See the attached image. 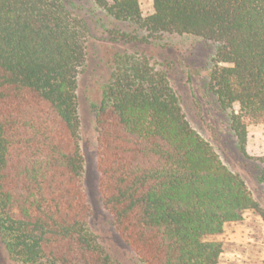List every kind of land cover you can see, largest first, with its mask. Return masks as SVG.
I'll use <instances>...</instances> for the list:
<instances>
[{
	"label": "trees",
	"instance_id": "1",
	"mask_svg": "<svg viewBox=\"0 0 264 264\" xmlns=\"http://www.w3.org/2000/svg\"><path fill=\"white\" fill-rule=\"evenodd\" d=\"M150 34L218 46L210 85L247 154L264 125V0H94ZM89 28L60 0H0V232L16 264H114L88 228L77 78ZM95 108L99 191L141 264H219L209 240L259 211L244 181L186 121L166 76L116 53ZM264 161V159H263ZM261 181L264 183V176Z\"/></svg>",
	"mask_w": 264,
	"mask_h": 264
},
{
	"label": "rangeland",
	"instance_id": "2",
	"mask_svg": "<svg viewBox=\"0 0 264 264\" xmlns=\"http://www.w3.org/2000/svg\"><path fill=\"white\" fill-rule=\"evenodd\" d=\"M89 28L86 63L77 78L79 143L83 159L81 186L89 208L88 228L114 264H141L115 232L99 191L95 108L103 99L116 53L149 61L163 73L178 99L190 127L219 156L222 163L246 184L259 211H246L243 220L228 223L221 235L209 240L223 244L219 264H264V125L248 127L244 155L231 130L232 109L221 108L211 89L210 76L217 65L218 46L200 37L161 32L150 34L132 23H121L94 0H60ZM144 17L153 13L152 0H140ZM0 264L9 260L0 232Z\"/></svg>",
	"mask_w": 264,
	"mask_h": 264
}]
</instances>
